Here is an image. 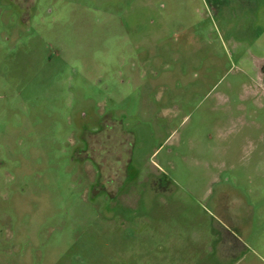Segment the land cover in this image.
I'll use <instances>...</instances> for the list:
<instances>
[{
    "label": "rangeland",
    "instance_id": "rangeland-1",
    "mask_svg": "<svg viewBox=\"0 0 264 264\" xmlns=\"http://www.w3.org/2000/svg\"><path fill=\"white\" fill-rule=\"evenodd\" d=\"M264 0H0V264H264Z\"/></svg>",
    "mask_w": 264,
    "mask_h": 264
},
{
    "label": "flooded vegetation",
    "instance_id": "flooded-vegetation-1",
    "mask_svg": "<svg viewBox=\"0 0 264 264\" xmlns=\"http://www.w3.org/2000/svg\"><path fill=\"white\" fill-rule=\"evenodd\" d=\"M263 72H264V69H262V74H263Z\"/></svg>",
    "mask_w": 264,
    "mask_h": 264
}]
</instances>
